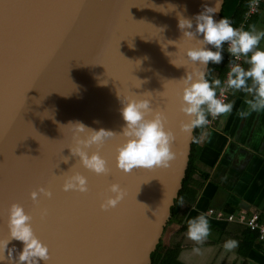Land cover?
<instances>
[{
    "label": "water",
    "instance_id": "water-1",
    "mask_svg": "<svg viewBox=\"0 0 264 264\" xmlns=\"http://www.w3.org/2000/svg\"><path fill=\"white\" fill-rule=\"evenodd\" d=\"M205 3L213 0H0V240L8 239L7 209L17 202L48 246L47 264L150 263L194 138V130L180 128L188 117L179 111L177 80L193 67L183 49L195 41L182 37L177 14L191 18ZM143 94L157 110L155 100L167 98L163 113L174 156L167 167L124 173L114 160L123 140L120 98ZM76 121L117 133L87 149L104 157L107 175L90 172L70 154L73 126L67 124ZM67 170L87 177V193L61 190ZM112 182L126 194L101 210ZM41 184L53 195L34 205L27 193ZM12 245L22 247L17 240Z\"/></svg>",
    "mask_w": 264,
    "mask_h": 264
},
{
    "label": "clouds",
    "instance_id": "clouds-1",
    "mask_svg": "<svg viewBox=\"0 0 264 264\" xmlns=\"http://www.w3.org/2000/svg\"><path fill=\"white\" fill-rule=\"evenodd\" d=\"M220 3L221 0H213L211 5L203 4L201 10L191 18L177 14V27L182 31V37L195 41L194 46L183 49V55L192 62L193 67L177 80L179 111L188 117L186 122H181L180 128L187 132L206 126L209 116L230 114L233 102L226 98L229 93L240 91L247 94V108L238 111L241 117L264 110V48L258 46L264 38V30H257L255 26L247 29L233 27L227 17L214 19ZM225 44L226 51L233 57L225 79L222 81L218 77L209 78L204 69H207L209 63H221ZM241 60L243 64L237 62ZM170 62L177 67L184 66L174 63L173 60ZM99 83L106 84L107 81L102 80ZM120 104L119 112L124 123L118 134L123 140L115 146V166L124 173L137 168L167 167L174 154L170 149L173 133L165 127V114L152 107L149 95L120 98ZM69 124L73 126L74 138V144L66 146L70 154L77 157L79 164L90 172L107 175L110 170L104 157L99 151L89 152L87 149L91 146L99 149L107 139L117 133L103 127L93 129L79 121L69 122L67 125ZM79 133L85 135L81 137ZM67 159L68 157L64 159L65 162ZM60 178V188L65 192L89 191L87 177L79 171L68 174L67 170ZM106 191L108 194L99 203L101 210L116 207L126 194L117 182L109 183ZM27 195L35 205L41 197L51 198L53 193L41 184L29 190ZM39 214L43 219L47 215V209L41 208ZM31 220L32 217L22 204H9L6 221L8 239L0 240V264L13 260L15 264H47L48 246L35 235ZM209 231V222L205 215L199 214L188 219L186 235L195 242L193 252L200 251L198 245L208 237ZM11 240L22 243L19 251L15 245L9 247ZM236 246L235 239H228L223 244L226 250Z\"/></svg>",
    "mask_w": 264,
    "mask_h": 264
},
{
    "label": "crops",
    "instance_id": "crops-1",
    "mask_svg": "<svg viewBox=\"0 0 264 264\" xmlns=\"http://www.w3.org/2000/svg\"><path fill=\"white\" fill-rule=\"evenodd\" d=\"M251 18V26L264 30V1ZM258 46L264 48V38ZM246 96L230 93L232 112L220 116L211 128H201L194 138L193 171L185 188L195 198L181 224L168 226L162 237L168 246H180L178 259L184 264H264V243L254 233L241 223L208 214L256 212L264 222V110L239 116L238 111L247 108ZM199 214L206 216L210 231L196 253L186 230L188 219ZM228 239L237 241L234 249L223 247Z\"/></svg>",
    "mask_w": 264,
    "mask_h": 264
},
{
    "label": "trees",
    "instance_id": "trees-1",
    "mask_svg": "<svg viewBox=\"0 0 264 264\" xmlns=\"http://www.w3.org/2000/svg\"><path fill=\"white\" fill-rule=\"evenodd\" d=\"M249 0H224L220 18L221 17H227L232 26L236 24L242 17L243 13L246 10L247 3ZM254 18H250L244 27L245 29L249 28L251 26V21ZM226 71V65L224 58L221 61L220 64H212L209 63L208 69L206 72V75L209 76V78H220L222 79L224 73ZM194 129L193 134L194 138L197 136L199 130ZM194 138L191 146V152H190V157L188 160V166L185 172V176L182 180V187L180 191L177 194V197L173 201V205L170 207V219L167 222L166 227L164 230L167 228V226L170 225H179L183 221L184 216L186 215L188 209L190 208L193 200H194V193H187L185 185L186 181L190 176V173L193 171V157H194ZM249 232H252L248 230ZM254 233V232H252ZM255 234V233H254ZM256 236V234H255ZM180 251V246L179 245H174V246H168L165 244L163 241V238L160 239L159 243L156 245L155 250L150 254V263L149 264H184L178 259Z\"/></svg>",
    "mask_w": 264,
    "mask_h": 264
},
{
    "label": "built area",
    "instance_id": "built-area-1",
    "mask_svg": "<svg viewBox=\"0 0 264 264\" xmlns=\"http://www.w3.org/2000/svg\"><path fill=\"white\" fill-rule=\"evenodd\" d=\"M264 0H249L248 4V10L243 13L241 19L233 25V27L236 28H244L250 18L249 15L253 14L256 12L258 9V6L260 3H262ZM225 51L223 53L224 56V61L226 65V71L222 77V81L225 79V74L228 70L229 67V62L233 60V57L230 56V54L226 51L227 45L225 44ZM238 63H242L243 61H237ZM219 95V92L217 93ZM230 93L227 94L226 98L228 100ZM220 116L212 117L209 116L208 120L209 123L204 126L203 128H211L218 120ZM208 214L214 216L218 220L226 219L227 221H235L238 223L243 224L248 230L254 232L256 234V238L258 241L264 243V222L260 221L259 215L256 212L253 213H246L245 211H240L239 213L233 215H227L224 216L221 212L219 211H214V210H208Z\"/></svg>",
    "mask_w": 264,
    "mask_h": 264
},
{
    "label": "snow or ice",
    "instance_id": "snow-or-ice-1",
    "mask_svg": "<svg viewBox=\"0 0 264 264\" xmlns=\"http://www.w3.org/2000/svg\"><path fill=\"white\" fill-rule=\"evenodd\" d=\"M155 102L157 106L159 107V110L163 112V110L165 109V105L167 104V98L164 97L163 100H155Z\"/></svg>",
    "mask_w": 264,
    "mask_h": 264
},
{
    "label": "bare ground",
    "instance_id": "bare-ground-1",
    "mask_svg": "<svg viewBox=\"0 0 264 264\" xmlns=\"http://www.w3.org/2000/svg\"><path fill=\"white\" fill-rule=\"evenodd\" d=\"M248 4H249V1H248V3H247V7H246L245 12L248 10ZM260 5H261V3L259 4L258 9L260 8ZM258 11H259V10H257V11L254 12L253 14H250L248 18H251L253 15H255L256 13H258Z\"/></svg>",
    "mask_w": 264,
    "mask_h": 264
},
{
    "label": "rangeland",
    "instance_id": "rangeland-1",
    "mask_svg": "<svg viewBox=\"0 0 264 264\" xmlns=\"http://www.w3.org/2000/svg\"><path fill=\"white\" fill-rule=\"evenodd\" d=\"M167 227H168V226H167ZM166 232H167V228L164 230L162 237L165 238Z\"/></svg>",
    "mask_w": 264,
    "mask_h": 264
}]
</instances>
